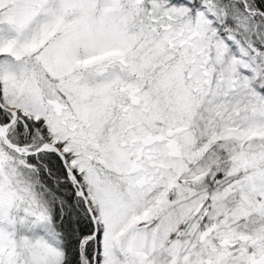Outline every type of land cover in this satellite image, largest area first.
Returning <instances> with one entry per match:
<instances>
[{
  "label": "snow or ice",
  "instance_id": "6c2138e0",
  "mask_svg": "<svg viewBox=\"0 0 264 264\" xmlns=\"http://www.w3.org/2000/svg\"><path fill=\"white\" fill-rule=\"evenodd\" d=\"M0 264H264V0H0Z\"/></svg>",
  "mask_w": 264,
  "mask_h": 264
}]
</instances>
